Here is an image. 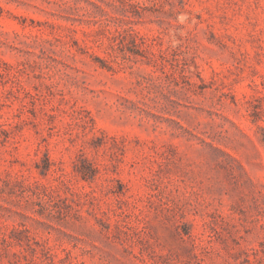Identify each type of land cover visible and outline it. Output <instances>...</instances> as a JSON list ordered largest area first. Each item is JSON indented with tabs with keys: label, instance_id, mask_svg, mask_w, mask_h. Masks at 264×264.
Wrapping results in <instances>:
<instances>
[{
	"label": "rangeland",
	"instance_id": "374dc122",
	"mask_svg": "<svg viewBox=\"0 0 264 264\" xmlns=\"http://www.w3.org/2000/svg\"><path fill=\"white\" fill-rule=\"evenodd\" d=\"M0 264H264V0H0Z\"/></svg>",
	"mask_w": 264,
	"mask_h": 264
}]
</instances>
